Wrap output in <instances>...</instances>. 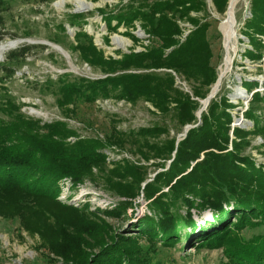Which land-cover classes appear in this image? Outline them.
<instances>
[{
  "label": "trees",
  "instance_id": "1",
  "mask_svg": "<svg viewBox=\"0 0 264 264\" xmlns=\"http://www.w3.org/2000/svg\"><path fill=\"white\" fill-rule=\"evenodd\" d=\"M211 2L216 12H224L227 0ZM4 9V0H0V41L6 33L1 14ZM249 11L250 17L241 30L249 41L243 55L260 60L264 50V0H250ZM97 12L109 31L123 26L126 28L124 34L134 41L140 40L131 31L138 23L148 43L139 51L118 50V57L105 55L93 42V36L80 28L86 23L85 16L70 15V26L77 28L74 33L77 42L73 48L81 60L98 68L104 76L90 79L60 75L56 80L58 108L67 114L72 112L70 106L76 102H94L99 98L130 103L143 100L155 109L152 112L170 117L178 128L196 124L194 111L198 102L194 98H205L217 78L208 37L210 21L207 20L206 0H128L116 5L114 12L106 8H99ZM178 20L192 25L183 40L178 39L182 29ZM108 42L106 36L105 43ZM31 48L23 45L10 51L4 62L9 66L2 63L3 69L9 75L14 73L13 67L23 64ZM173 73L190 84L191 91L177 86ZM250 83L254 85L250 87ZM242 84L247 92L253 91L243 113L253 128L234 127L231 138V109L235 105L225 94L219 97L216 94L210 99L207 112H201L200 122L190 127L177 143L171 137L162 146H143L169 160L167 168L151 181H143L145 176L138 175V166L132 162L120 166V160H106L104 150L132 139L160 135L168 131L166 126L153 124L124 131L112 123L110 133L103 138L77 137L64 121L46 123L27 118L19 112L18 105L6 100L0 107L6 115L0 118L1 212L20 216L24 226L39 232L42 244L48 245L65 263L157 264L152 262L137 237L114 234L107 240L102 237V226L83 223L81 229H85L87 236L98 239L99 250L88 253L85 248L92 245L87 240L83 241L71 231V235L63 233V227L55 228L44 216L35 213L50 204L67 216L84 211L87 204L77 207L58 198L60 181L69 178L74 187L101 173L100 178L111 187L116 185L120 194L131 198L142 192L149 200L152 214L143 215L139 228L147 233L152 244L157 236L161 237L163 245H173L183 237L191 247L220 249L225 259L223 264H264V166L242 153L243 147L249 144L248 135L264 137V113L262 116L256 112L258 107L264 109V90H255L258 87L255 80H243ZM229 143L231 149H228ZM108 163L119 169H106L105 172ZM128 171L130 178L124 182L112 180L120 178L117 173ZM126 204L131 202L118 204L122 208L120 211ZM181 207L184 213L172 210L178 211ZM28 209L30 215L24 218ZM115 210L117 212L99 209L98 212L108 216L117 214L119 208ZM207 210L211 213L208 222L196 223L193 213L199 215ZM245 229L263 231L246 237L242 233ZM55 231L53 241L50 235Z\"/></svg>",
  "mask_w": 264,
  "mask_h": 264
},
{
  "label": "rangeland",
  "instance_id": "2",
  "mask_svg": "<svg viewBox=\"0 0 264 264\" xmlns=\"http://www.w3.org/2000/svg\"><path fill=\"white\" fill-rule=\"evenodd\" d=\"M58 1L4 0L5 9L1 14L4 21L3 31L6 33L0 42L7 40H20V42L14 47L0 52V107L8 100L18 105L19 112L27 118L46 123L55 120L64 121L75 131L77 137L97 136L103 138L110 133L112 123L124 131L136 130L153 124L166 126L168 131L160 135L143 137L138 140L132 139L133 141L129 140L123 145L116 144L105 148L108 153L106 160H120V166L126 162H132L138 166V175L145 176L143 181H151L158 172L167 168L166 164L169 160H166L162 154L156 155L153 149L143 146H148V144L162 146L163 142L171 137L177 141L183 137L184 128L191 124H185L178 128L170 117H161L152 112L151 110L155 111V109L150 103L143 100L130 103L113 98H99L94 102H76L70 106L73 108L72 112L67 114L63 113L56 104L58 96L56 80L60 75L67 74L69 78L85 77L90 79L104 76V73L98 68L81 60L77 50L73 48L77 42L74 39L77 28L70 26L72 19L70 15L85 16L86 23L80 28L93 36V42L104 51L105 55L118 57V50L128 52L144 49L142 46L147 44L148 40L145 39L146 35L138 23H136V28L131 31L140 40L134 41L124 34L126 28L123 26H119L115 31H109L102 15L97 12L99 8H106V11L113 9L114 12L116 5L126 3L128 0H84L93 4L92 8L86 10H76L70 1L61 5L58 4ZM206 2L209 11L207 20L210 21L208 37L217 78L220 70L225 67V54L227 53L230 58L228 68L219 78L214 92L218 94V97L225 94L228 101L235 105L231 109L232 122L229 130L232 138L234 137L232 133L234 127H242L245 130L253 128L252 122L243 117L242 108L248 106L250 99L248 95L250 96V94L241 93L242 90H247L242 86V82L243 80H255L258 83L256 89L263 88L264 90V50L260 60H251L243 55L249 47V41L241 30L245 20L250 17V0H238L236 3L232 14L231 31L226 37L222 33V22L227 15L229 0H227V5L222 13L215 11L211 0H206ZM106 36L109 41L107 44L105 43ZM114 36L120 37L124 45L114 43ZM50 43L59 46L61 51L49 45ZM23 45H30L32 48L20 67L12 66L16 70L9 75V72L3 69L1 64L5 62L6 55L10 51ZM41 45L44 47L41 48ZM4 65L9 66L5 63ZM174 77L177 86L184 91H191L190 84L184 81L181 76L174 75ZM214 83L210 86L209 92ZM253 85L250 83V87ZM194 99L198 102L194 111L195 121H197V113L206 103L201 101L204 98ZM207 107L203 112H207ZM258 108L257 114L263 116L264 109ZM5 117L6 115L0 110V118ZM246 138H248L249 144L243 147L242 153L250 155L256 164L264 166V137L260 134H250ZM135 142L140 144L137 146ZM228 149H231L230 143ZM114 167L115 165L108 163L105 166V172L106 169H119V167ZM93 171L95 172L96 169ZM99 174L101 175L98 173L94 179H84L74 187H71L69 178L60 181L61 191L58 198L67 204L77 205V207L87 204V209L84 211L67 216L59 213L58 209L50 204L44 205L45 210L39 209L35 213L44 216L55 228L63 227V233L71 235L69 234L71 231L83 241L87 240L92 245V247L85 248L88 253L99 250L98 239L87 236L85 229H81L83 223L88 226L92 224L102 226V237L107 240L114 234L122 235L124 238L137 237L138 243L147 250L152 262L157 264H223L225 259L220 249L191 247L183 237L173 245H163L161 237L157 236L152 244L147 233H142L141 227L139 228V222L143 215L152 214V210L148 207L149 200L144 198L142 192L131 198L120 194L116 185L111 187L100 178ZM117 175L120 178L114 177L112 180L115 183L124 182L125 179L130 178V171L126 174L117 173ZM166 190L167 188H163V191ZM127 201L131 204H126L123 211H120L122 208L118 204ZM98 208L116 212L115 208H119V211L115 215L107 216L99 213ZM172 210L177 214L185 212L182 207L178 211L175 208ZM30 212L31 210L28 209L24 218L29 217ZM210 214V211L207 210L202 211L199 215L193 213V217L196 223L204 225L211 218ZM207 216L208 218H206ZM259 231H263V229H245L242 233L249 237ZM55 237L56 231L50 235L53 241H55ZM42 241L40 233L28 230L20 216L12 215L9 212L3 213L0 210V264H71V262L65 263L60 256H56L48 245L42 244Z\"/></svg>",
  "mask_w": 264,
  "mask_h": 264
},
{
  "label": "bare ground",
  "instance_id": "3",
  "mask_svg": "<svg viewBox=\"0 0 264 264\" xmlns=\"http://www.w3.org/2000/svg\"><path fill=\"white\" fill-rule=\"evenodd\" d=\"M67 1L72 2L74 4L76 10H86V9L92 8V6H93L92 3H87L84 0H59L58 4L61 5L62 3L67 2ZM237 2H238V0H229L228 8H227V15H226L225 20L222 22V29H223L222 33L225 35V37L228 36L229 32L231 31L232 14H233L234 7H235ZM18 42H20V40H7L4 42H0V52L6 51V50L14 47ZM113 42L117 43V44L124 45V43L121 41V38L118 36L113 37ZM49 45H51L55 49L61 51V48L59 46H56L55 44H51V43ZM224 62H225V67L220 70L218 80L214 83V86L211 89V93H213L215 91V87L219 81V78L222 77V75L225 73V71L228 68L230 58H229L227 53L225 54V61ZM202 102L205 104L206 100H203ZM206 218H208V216Z\"/></svg>",
  "mask_w": 264,
  "mask_h": 264
},
{
  "label": "built area",
  "instance_id": "4",
  "mask_svg": "<svg viewBox=\"0 0 264 264\" xmlns=\"http://www.w3.org/2000/svg\"><path fill=\"white\" fill-rule=\"evenodd\" d=\"M179 24H180V26L182 27V29H181V33H180V35L178 36V39L179 40H183L184 38H185V36L190 32V30L192 29V25L191 24H189L188 22H182V21H180V20H178L177 21ZM175 76H176V74L175 73H173ZM255 90H263V88H260V89H255ZM254 90V91H255ZM244 92H246V93H248V94H252V92H247L246 91V89H244V90H242L241 91V93H244ZM240 92H239V94H241ZM248 97L250 98V96L248 95ZM247 97V98H248ZM247 109V106H245V108L243 107L242 108V110H243V112L245 111ZM242 112V113H243ZM105 152H106V150H104ZM107 153V152H106ZM108 154V153H107Z\"/></svg>",
  "mask_w": 264,
  "mask_h": 264
},
{
  "label": "water",
  "instance_id": "5",
  "mask_svg": "<svg viewBox=\"0 0 264 264\" xmlns=\"http://www.w3.org/2000/svg\"><path fill=\"white\" fill-rule=\"evenodd\" d=\"M218 80V78H217ZM216 80V81H217ZM216 94V92L214 93H211V91L206 95V97L204 99H202L201 101L203 100H206V104L205 105H202L201 108L199 109L198 113H197V118H198V121L196 124L194 125H187L185 128H184V131L182 133V136H185L186 132L188 131V129L192 126H195L197 125L199 122H200V115H201V112L205 109V107L207 106V104L209 103L210 99L214 97V95ZM181 135V134H180ZM178 141V140H177ZM176 141V143H177Z\"/></svg>",
  "mask_w": 264,
  "mask_h": 264
}]
</instances>
